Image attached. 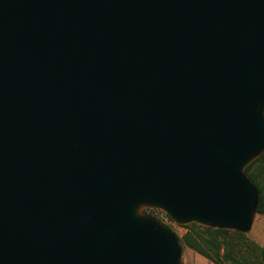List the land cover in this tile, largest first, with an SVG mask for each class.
Returning a JSON list of instances; mask_svg holds the SVG:
<instances>
[{
    "label": "water",
    "instance_id": "1",
    "mask_svg": "<svg viewBox=\"0 0 264 264\" xmlns=\"http://www.w3.org/2000/svg\"><path fill=\"white\" fill-rule=\"evenodd\" d=\"M264 0H0V264H179L246 233Z\"/></svg>",
    "mask_w": 264,
    "mask_h": 264
},
{
    "label": "trees",
    "instance_id": "2",
    "mask_svg": "<svg viewBox=\"0 0 264 264\" xmlns=\"http://www.w3.org/2000/svg\"><path fill=\"white\" fill-rule=\"evenodd\" d=\"M243 172L257 192L255 213L264 216V151ZM183 227V235L175 236L181 250L187 248L212 264H264V245L256 246L244 232L196 223Z\"/></svg>",
    "mask_w": 264,
    "mask_h": 264
},
{
    "label": "rangeland",
    "instance_id": "3",
    "mask_svg": "<svg viewBox=\"0 0 264 264\" xmlns=\"http://www.w3.org/2000/svg\"><path fill=\"white\" fill-rule=\"evenodd\" d=\"M261 115L264 119V108L261 111ZM163 211L158 208H151L146 206H141L136 211V216L138 218H152L158 222V224L171 233L174 236H181L185 232L184 224L178 223L163 216ZM249 241L258 247L264 245V216L253 215V219L249 230L245 233ZM179 264H212L205 260L201 256L197 255L193 251L183 248L179 257Z\"/></svg>",
    "mask_w": 264,
    "mask_h": 264
},
{
    "label": "built area",
    "instance_id": "4",
    "mask_svg": "<svg viewBox=\"0 0 264 264\" xmlns=\"http://www.w3.org/2000/svg\"><path fill=\"white\" fill-rule=\"evenodd\" d=\"M163 216L165 217V218H167L168 216L165 214V213H163Z\"/></svg>",
    "mask_w": 264,
    "mask_h": 264
}]
</instances>
